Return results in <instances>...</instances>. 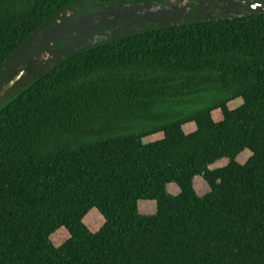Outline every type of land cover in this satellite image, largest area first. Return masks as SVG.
Instances as JSON below:
<instances>
[{"label":"trees","instance_id":"16d2710c","mask_svg":"<svg viewBox=\"0 0 264 264\" xmlns=\"http://www.w3.org/2000/svg\"><path fill=\"white\" fill-rule=\"evenodd\" d=\"M81 1L0 0V89L24 67L33 78L0 100V264H264V11L154 25L41 72L11 65Z\"/></svg>","mask_w":264,"mask_h":264},{"label":"rangeland","instance_id":"374dc122","mask_svg":"<svg viewBox=\"0 0 264 264\" xmlns=\"http://www.w3.org/2000/svg\"><path fill=\"white\" fill-rule=\"evenodd\" d=\"M216 1L218 0H173L162 4L95 5L92 0H83L75 3L74 6L72 5L61 13L58 19L50 23L48 28L40 31L14 57L11 65L17 68L27 64L26 66L32 72H34V69L35 72H41L75 51L116 36L139 31L147 26L171 25L198 19H210L212 18L211 10L216 12L220 10L222 12L221 17L243 14L241 11L234 12V9L233 11H229L233 3L239 6L242 0H220L219 5ZM226 5H228V8H225ZM187 6L190 8L180 10L182 7ZM138 18V21L142 22L141 26L135 29L124 28V22L133 21V19ZM29 62L30 65H28ZM11 70L10 66L5 71L3 77H6ZM27 71L28 69L25 67L20 71L22 74L18 80L20 87L33 79L32 75L28 74L27 76ZM240 104L241 100H238L233 102L231 107H236ZM220 117L221 113L216 111L215 118L218 119ZM194 129L193 123L185 126L186 132H191ZM163 137V133H158L145 138V142ZM251 154V152L247 151L241 154L238 159L244 163L249 159ZM228 162V158H223L212 165V168L223 166ZM195 186L200 195H204L210 191L208 182L201 176L195 180ZM168 189L172 194L180 192L177 184H169ZM139 208L143 214H154L157 211V203L155 200H142L139 202ZM86 221L92 230H98L104 224L105 219L100 213L93 211L88 215ZM68 238L69 234L65 229L58 230L52 237L56 245L63 243Z\"/></svg>","mask_w":264,"mask_h":264},{"label":"flooded vegetation","instance_id":"af4514ba","mask_svg":"<svg viewBox=\"0 0 264 264\" xmlns=\"http://www.w3.org/2000/svg\"><path fill=\"white\" fill-rule=\"evenodd\" d=\"M219 1L220 0L216 1V3L218 5H219ZM220 5L223 6L222 4H220ZM229 6H230V4H229ZM188 8H190V7H188V6L187 7H182L180 10H185V9L187 10ZM225 8H228V5H226ZM233 9H234V12L241 11V13H243V14L248 13V12H253V11H264V0H242L240 2L239 6H237L236 3H233V6H231L229 11H233ZM197 12H196V14H197ZM210 12L212 13L211 14L212 18H210V19L219 18V17H221V14H222V12L220 10L218 12L211 10ZM150 19H152V18H150ZM138 20H139V18L138 19H133V21L131 20L129 22H124L123 21L124 22L123 23L124 24V28H133V29H135L136 27L141 26L142 22L138 21ZM149 27H152V26H147L146 28H149Z\"/></svg>","mask_w":264,"mask_h":264},{"label":"water","instance_id":"95a60500","mask_svg":"<svg viewBox=\"0 0 264 264\" xmlns=\"http://www.w3.org/2000/svg\"><path fill=\"white\" fill-rule=\"evenodd\" d=\"M21 75L22 74L19 73L0 89V100L3 99L6 96V94L15 86Z\"/></svg>","mask_w":264,"mask_h":264}]
</instances>
